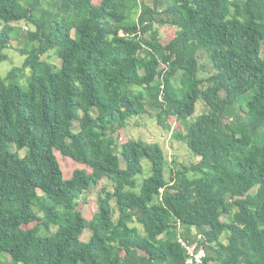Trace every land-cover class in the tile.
I'll return each instance as SVG.
<instances>
[{
	"label": "trees",
	"instance_id": "obj_1",
	"mask_svg": "<svg viewBox=\"0 0 264 264\" xmlns=\"http://www.w3.org/2000/svg\"><path fill=\"white\" fill-rule=\"evenodd\" d=\"M20 21L35 44L0 76V264H188L192 245L193 264H264V0H0V63ZM149 110L198 161L165 177L159 145L118 141ZM56 152L90 172L65 179Z\"/></svg>",
	"mask_w": 264,
	"mask_h": 264
},
{
	"label": "rangeland",
	"instance_id": "obj_2",
	"mask_svg": "<svg viewBox=\"0 0 264 264\" xmlns=\"http://www.w3.org/2000/svg\"><path fill=\"white\" fill-rule=\"evenodd\" d=\"M147 4H151V0H143ZM44 7L47 5L43 2ZM160 8H164V2L161 4ZM57 12V10H55ZM15 28V33L12 34L11 39V48L5 49L3 52L5 53L7 59L0 63V76L3 77L5 74L10 71L12 68L20 67L23 63L24 56L20 55L18 49H22L24 47H29L31 44H35L26 41V37L28 33H34L36 31L33 25L20 21L18 23H13ZM2 26L0 25V28ZM158 28L159 40L162 44H166L173 37L175 29L172 27H156ZM28 38V37H27ZM29 39V38H28ZM262 55L264 56V50L262 51ZM49 62L55 63L58 67L60 66L59 60L56 59L55 55L50 51L48 54ZM199 68L200 73L199 77L206 79L211 71L209 61L203 51H199ZM26 75L29 74V69L24 70ZM24 82V79L21 80V83ZM207 105L204 104L203 101H198L195 107L194 116L191 120H194L197 116L208 112ZM154 111L149 110L148 114L143 115L141 117L131 118L127 126L122 129L118 133V141L123 142L128 139L140 140L146 143H155L159 145L160 149L163 151L165 156V170L164 175L168 177L170 175V170H180L183 166L189 167L196 161L198 158L194 157L192 153L188 150L186 145L176 139H173L169 136L170 132H167L160 128L156 124V120L152 116ZM233 116L227 115L225 118V122H232ZM179 129V127L174 124L172 130ZM78 130V124L75 122L73 124V131ZM14 150V147L11 148ZM20 154L23 155L24 151H20ZM56 157L61 167L63 177L68 179L71 173L76 169H85L88 173L90 169L84 166L83 164L76 163L72 161L70 158H65L61 156L58 152H56ZM143 175L137 178L138 184L141 183L142 179L147 177L150 174V166L147 162H143ZM189 177H193L191 173L188 174ZM102 187V183L92 187L89 191L83 193L79 199V208L86 219H91L92 215L97 211V197ZM111 191V187L108 188ZM138 190V189H136ZM114 208V203H112ZM117 214H114V218H116ZM224 218H222L223 220ZM139 227L142 232V228L137 224H133ZM194 232V231H193ZM91 233L89 230H84L81 235L82 241H87L90 237ZM221 241L226 243L225 235L221 237ZM8 260L7 259H0Z\"/></svg>",
	"mask_w": 264,
	"mask_h": 264
},
{
	"label": "built area",
	"instance_id": "obj_3",
	"mask_svg": "<svg viewBox=\"0 0 264 264\" xmlns=\"http://www.w3.org/2000/svg\"><path fill=\"white\" fill-rule=\"evenodd\" d=\"M201 236H198V239H200ZM197 239V240H198ZM182 245L185 246L184 242H181ZM187 250V263L188 264H193V263H201L202 257L204 256V250L201 248L198 252L195 253L196 246H187L185 248Z\"/></svg>",
	"mask_w": 264,
	"mask_h": 264
}]
</instances>
